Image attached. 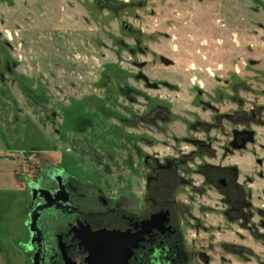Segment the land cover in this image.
I'll list each match as a JSON object with an SVG mask.
<instances>
[{
    "label": "rangeland",
    "instance_id": "obj_1",
    "mask_svg": "<svg viewBox=\"0 0 264 264\" xmlns=\"http://www.w3.org/2000/svg\"><path fill=\"white\" fill-rule=\"evenodd\" d=\"M181 153L186 178L230 166L252 202L247 229L185 190L210 264H264V0H0V264H31V181L128 192L131 164Z\"/></svg>",
    "mask_w": 264,
    "mask_h": 264
},
{
    "label": "flooded vegetation",
    "instance_id": "obj_2",
    "mask_svg": "<svg viewBox=\"0 0 264 264\" xmlns=\"http://www.w3.org/2000/svg\"><path fill=\"white\" fill-rule=\"evenodd\" d=\"M234 135L246 143L247 131ZM196 143L200 151L201 140ZM137 166H130L128 192L67 169L53 171L46 183L31 181L36 195L29 196L26 217L28 225L32 217L37 225L36 233L29 228L31 264H210L195 239L207 228L193 210L196 197L184 196L185 190L203 195L205 185L220 194L227 219L249 226L252 202L244 184L231 176L232 167L201 162L194 169L203 177L201 185L185 177L184 153L147 154L144 171L138 173ZM207 169L220 174L213 177Z\"/></svg>",
    "mask_w": 264,
    "mask_h": 264
},
{
    "label": "water",
    "instance_id": "obj_3",
    "mask_svg": "<svg viewBox=\"0 0 264 264\" xmlns=\"http://www.w3.org/2000/svg\"><path fill=\"white\" fill-rule=\"evenodd\" d=\"M30 189H31L32 197H35V195H36L35 186L30 185ZM28 226L30 228V231H32L34 233L37 232L36 219H34L33 217L31 218V222H30V224Z\"/></svg>",
    "mask_w": 264,
    "mask_h": 264
}]
</instances>
